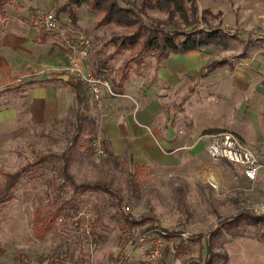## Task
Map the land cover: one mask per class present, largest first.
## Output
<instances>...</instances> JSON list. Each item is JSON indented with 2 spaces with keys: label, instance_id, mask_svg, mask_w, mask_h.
<instances>
[{
  "label": "rangeland",
  "instance_id": "374dc122",
  "mask_svg": "<svg viewBox=\"0 0 264 264\" xmlns=\"http://www.w3.org/2000/svg\"><path fill=\"white\" fill-rule=\"evenodd\" d=\"M20 1L23 0H9L7 10L4 5L2 10L6 14L0 16V29L6 25L4 18L20 13L17 8ZM65 1L40 0L41 4L32 13L37 17L42 11L57 12L56 8ZM196 1L197 17L202 16L203 9L212 11L204 14L208 23L200 21L198 27L220 25L230 29L233 36L227 38L228 44L212 43L183 54H171L163 60L150 53L143 54L140 64L131 63L129 78L122 85L123 95L114 96L106 91L98 100L86 89L80 105L85 116L84 129L78 144L68 153L72 158L69 172L77 183H108L124 198L122 207L126 211L136 218H146L143 224L135 225L136 229L154 226L176 233L175 237L164 240L162 264H203L207 241L201 231L214 224L219 215L233 213L262 200L264 195L258 183L252 185L245 181L237 165L209 155L206 150L208 135L219 129L197 125L196 119L186 115L182 101L190 95L200 68L208 61L228 56L245 68L252 67L248 64L251 60L261 61L257 58L262 56L261 51L264 52V0ZM75 10L77 25L65 12L57 13L65 25L90 36L94 43L91 59L96 68L98 57L114 50L106 41L125 30L113 23L99 26V12L91 10L86 2L75 6ZM148 13L160 18L168 16L162 10L149 9ZM188 14L191 16L190 11ZM241 54L247 57L242 58ZM133 56L129 49H122L109 60L103 75L114 86L121 87L117 85L121 71ZM23 78L18 79L19 83ZM113 96L117 99H108ZM125 97L131 98L140 111L155 112L156 123L169 128L179 148L170 152L167 164L141 163L128 153L109 156L105 141L111 151L112 147L103 123L112 117V105ZM105 99L113 104H105ZM78 106L76 101L69 104L53 123H35L29 118L22 125L0 129V189L8 173L27 166L12 191L14 198L0 203V264H115L123 244L132 237V227L125 224L119 207L113 205L108 193L76 191L63 177V154L77 130ZM152 121L154 118L150 123ZM145 126L149 129L151 125ZM98 136L104 143V156L97 154L92 146ZM47 154L53 155L34 164ZM37 208L47 214H57L52 229L42 239L33 231ZM86 213L91 220L89 233ZM241 231L245 236L264 241V222L247 223L241 226ZM233 236L223 229L213 237L216 253L213 264H228L225 244ZM139 252L136 251L137 255Z\"/></svg>",
  "mask_w": 264,
  "mask_h": 264
},
{
  "label": "crops",
  "instance_id": "0c3cea01",
  "mask_svg": "<svg viewBox=\"0 0 264 264\" xmlns=\"http://www.w3.org/2000/svg\"><path fill=\"white\" fill-rule=\"evenodd\" d=\"M20 2L19 15L4 18L6 25L0 29V129L22 125L29 118L35 123H53L69 104L76 101L79 105L75 83L81 81L67 69L69 59L61 36L35 23L32 10L41 4L40 0ZM260 54L257 59L261 61L251 60L249 68L227 56L228 63L206 71L208 61L200 68L190 95L182 101L186 115L196 119L197 125L234 133L264 164V52ZM241 57L246 58L247 54ZM22 77L25 78L19 83ZM81 84L83 93L87 89L91 94L87 86ZM120 89L123 92L124 87ZM119 100L114 105L105 99V104H113L112 117L103 123L112 152L133 154L141 163L167 164L170 152L179 148L169 128L156 123L155 112L146 114L144 109L135 108L131 98ZM151 118H154L152 123ZM146 124H150L151 129ZM242 175L245 181L252 185L258 183L259 189L264 191V166L253 182ZM263 198L264 195L260 199ZM202 237L206 240L207 234ZM225 248L228 264H264V241L255 237L233 236Z\"/></svg>",
  "mask_w": 264,
  "mask_h": 264
},
{
  "label": "trees",
  "instance_id": "16d2710c",
  "mask_svg": "<svg viewBox=\"0 0 264 264\" xmlns=\"http://www.w3.org/2000/svg\"><path fill=\"white\" fill-rule=\"evenodd\" d=\"M8 1L9 0H0V16H5V10H2V8ZM84 2L89 5L91 10L99 12V26L113 23L121 26L125 30V32L113 35L106 41V44H112L114 46V50L108 55L98 57L95 68L98 73L103 75V71L108 65L109 60L122 49H129L134 53V56L125 62L120 79H118L117 82L118 86H122L124 81L129 78L131 63L135 62L140 64L143 54L150 53L158 60H163L168 58L171 54L196 50L212 43L227 45V38L233 36L230 29L223 28L220 25L216 27L209 25H206V27L205 25L204 27H198L200 21H205L206 16L204 14L211 13L212 11L210 9H203L202 16L197 17L196 15L199 8L196 0H66L59 5L56 10L58 13L65 12L72 23L77 25L78 13L75 10V6ZM149 9L165 11L168 16L167 18H160L151 15L148 13ZM189 11L191 12V16L188 14ZM205 22L208 23L207 21ZM228 62V57L211 60L206 65V71H210ZM75 85L79 91L77 130L72 137L69 148L63 154V177L74 185L76 191L85 192L88 190H99L108 193L113 199V205L119 207L121 217L126 225L135 227V225L143 224L146 218H136L132 213L126 211L124 207H122L124 198L119 191L111 185L104 181L77 183L71 172H69L72 158L68 153L73 146L78 144L81 138L85 118L80 107L85 99L84 90L81 82H76ZM105 145L106 150L109 152V156L113 155L107 141H105ZM52 155H44L34 161V164H39ZM26 168L27 166H24L15 172L8 173V179L3 189H0V203H6L14 198L12 191L17 186ZM134 174H136V171ZM56 218V213L47 214L43 212L42 208L36 209L33 231L37 238L42 239L45 234L52 229ZM263 222L264 214H256L245 206L238 208L235 212L228 215H219L217 221L201 233V235L207 234V252L203 264H213L215 261L214 257L216 253L213 251L212 242L213 237L218 235L219 231L227 229L234 236L242 235V225L247 223L256 225ZM175 234L176 233H173L168 237L173 238ZM227 259L228 255L225 254V260Z\"/></svg>",
  "mask_w": 264,
  "mask_h": 264
},
{
  "label": "built area",
  "instance_id": "2783aa9c",
  "mask_svg": "<svg viewBox=\"0 0 264 264\" xmlns=\"http://www.w3.org/2000/svg\"><path fill=\"white\" fill-rule=\"evenodd\" d=\"M35 23L61 36L69 59L67 69L87 86L93 97L100 100L106 91L111 95H123L120 87L114 86L104 75L98 73L91 63L90 51L93 43L90 36L87 35V37L86 33L65 25L60 14L54 10L39 13L35 17ZM92 146L97 154L106 155L100 136L95 138ZM207 150L214 159H225L229 163L240 166L244 176L252 182L258 178L264 166L258 155L230 131L221 130L208 135ZM245 207L256 214H264V199ZM83 213L84 211L81 212ZM90 222L89 215L86 213L88 233ZM130 232L132 237L123 244L120 258L115 264H162L164 240L172 233L167 229L154 226L142 229L132 227ZM137 250L140 251L138 255Z\"/></svg>",
  "mask_w": 264,
  "mask_h": 264
}]
</instances>
